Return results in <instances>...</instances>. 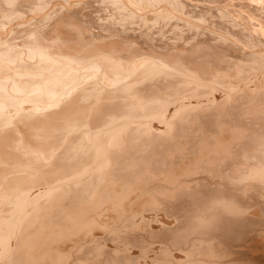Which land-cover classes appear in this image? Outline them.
<instances>
[{"label": "bare ground", "instance_id": "1", "mask_svg": "<svg viewBox=\"0 0 264 264\" xmlns=\"http://www.w3.org/2000/svg\"><path fill=\"white\" fill-rule=\"evenodd\" d=\"M48 1L0 0V13L5 22L14 21L23 17L24 5L42 10ZM164 1L109 3L120 14L118 19L153 25L155 30L157 24L151 20L171 15L166 7L171 1L173 10L186 8L187 18L175 16L178 21L194 26L193 31L203 37L188 33L193 40L186 43L183 39L184 44L176 43L174 37L178 45L165 48L162 45L167 39L162 45L157 43L160 32L153 38L157 33L149 34L152 27L142 29L139 24V30L135 24L132 29L130 22L127 25L121 19L117 34L124 36L127 44L135 38L141 46L131 42L136 48L124 52L129 47L123 45L124 38L123 47L116 39L106 42L109 35L100 36L107 38L102 43L96 29V36L86 35L91 26L88 23L86 34L71 35L80 38L76 45L70 44L76 42L69 40L70 35L61 37L55 28L56 35L47 30L50 38H46V31L31 29L21 42L16 40V28L10 27L9 36L6 29L5 36L0 31V264L68 262L86 236L94 244L82 245L86 253L94 247L96 257L86 256L84 264H263L254 253L257 245L251 242L264 236V36L245 20L237 19L235 9L214 6L205 11L199 5L201 15L192 10L194 17L189 9L194 5L188 0H168L165 6H158ZM74 2L77 9L90 3L83 1L81 6ZM246 3L247 10L264 20L262 3ZM145 6L154 7L151 16L142 13ZM83 11V15L88 14ZM108 13L107 17L115 12ZM47 15L51 16L49 11ZM39 16L43 23L45 17ZM69 17L75 21L73 15ZM55 18L47 19L48 23ZM23 20H17V25L25 23ZM256 23L264 31L263 23ZM33 26L37 28V24ZM161 28L163 36L165 27ZM186 28L184 32L193 27ZM75 29L69 32L73 34ZM250 70L261 71L241 77ZM31 178L38 182L31 185ZM158 204L172 211L175 218L150 224L145 211L158 210ZM255 204L257 212L252 208ZM103 215L109 219H102ZM138 223L148 226L143 234V228H138L140 234L133 232L134 227H140ZM106 226L115 230L109 227L116 239L111 237L116 241L114 248L100 240L99 230ZM127 229L129 232L122 231V235L120 230ZM120 236L137 250L134 247L131 252L124 246L126 253H119ZM154 238L161 244H154ZM148 249L156 250L140 262L138 256H145ZM79 258L71 262L82 263L84 257Z\"/></svg>", "mask_w": 264, "mask_h": 264}, {"label": "rangeland", "instance_id": "2", "mask_svg": "<svg viewBox=\"0 0 264 264\" xmlns=\"http://www.w3.org/2000/svg\"><path fill=\"white\" fill-rule=\"evenodd\" d=\"M59 1H60V0H57V1H56V0L54 1V0H53V1H52L53 4H52V3H51V0H49L48 2H46V4L48 5V4L51 3L52 7H51V5H48V6H47V5H43L42 10H40L41 7H37V8H36L35 5H34V7H33V10H32V6H31V7H28V6H27V7L25 8V5H24V6H23L24 9H23V11H22L23 14H24L23 17L18 18V19L16 18V20H15V18L13 17V15H15V14H13V15L10 16L11 18H9V19H12V20H13V18H14V21L7 20V21L5 22L6 19H4L5 17L3 16V13H0V15L3 16V17L0 16V20H1L0 23H1L2 21H4V23L2 22L3 24L1 23V26H2V28H0L1 33H2L4 36H5V34H6L7 36H9L10 27H12V28H11L12 30L16 28L15 30L18 31V32L15 31V37L18 38V39H16V40H18L19 42H21V41L23 40V39H21V38H24V37H25V34H29L28 31L31 30V29H34L35 31H40V32L46 31L47 33L44 32L45 35L47 36L46 38H48V37L50 38L51 35H50V36L47 35V34H50L49 32H51L52 35H53V32H54V34L56 35V34H57L56 31H58V33H59V31H60L62 35H61V34H58V35H60L61 37H64V34H65V35L67 36L66 38L71 37V38H69V40H70V39H74V40H72V41H76V42H71L70 44H71V45H76V44H79V43L81 42V40H80L79 43L77 42V41L80 39V38L78 39V37L80 36L79 33H80V34L83 33V35L86 34V33H84V32L87 30V28H88V26H89L88 24H90V25H91V26L89 27L90 29L88 28L89 30H87V31H89V33L86 31V32H87V34H86L87 36H89V34H91V35L93 34V35H95V36H96L97 34H99V38H101L100 36H102V35H104V36L106 35L105 37H107V36L109 35L108 37H110V40L107 39V38H105V37H103V38H101L103 41L100 40V42L103 43V42L106 41V39H107L106 42H111V41L113 42V40L116 39L115 41H117V44L120 45L121 47H123L122 44H123L124 42H123L122 38H124V40H125L126 38H125L124 36H122V35L117 34V32H116V31H117V27H118V28H121V27H120V23H119V21H120L122 18L120 17V18L118 19V14H119V13L116 14V11H115V9H114V6H113L111 3H109L110 0H107V1L105 0L107 4L105 3V1H104V2L102 1V2H101L102 4L104 3L105 5H108V6H107L108 8H107L106 6H104V5L102 6V7L104 8V11H103V8L99 6L101 3H99L98 0H95L96 3L93 2L94 0H93V1L91 0V1H92V4H91V1H90V0H82V3H81L80 0H73V1H78V2H80V3H79L80 5H81V4L83 5V3L87 2V1H88V3L90 2L89 4L87 3L88 6H87L86 4H84L85 6L83 5L85 8H84V7H79L81 10L84 8V9H85V13H84V14H87V13H88L87 15H83L82 12H84V11H83L84 9L82 10V12L80 11V9H77L79 5H76V4H75L76 2H74V5H73V1H72V0H65V1H67L68 3L65 2V1H62V0H61L62 2H61V1L59 2ZM83 1H85V2H83ZM97 1H98V2H97ZM100 1H101V0H100ZM162 1H164V0H162ZM166 1H168V0H166ZM166 1H164V2H160L161 5L158 4V6H165V5H163V3L165 4ZM169 1H170V0H169ZM169 1H168V2H169ZM186 1H187V0H185V2H186ZM200 1H201V3L203 2V0H200ZM200 1H199V0H194V1L192 2V0H188L187 3H189V4H193L195 7H194L193 5H189V7H190V6H193V7H191V8L187 7V8L191 9V11H192V10H195L196 13H197V15H201V14H198V9H199L198 7H199V5H200V6H203V7H201V8L204 9L205 11L207 10V8H209V9H213L214 6H216V7H218V8L228 9V10H230V9H231V10H232V9H235V10H236V14H234V16L238 15V17H236L237 19H243V20H245L246 22H248V23L251 25V27H252L255 31H260V33H259V32H258V33L261 34L262 36H264V31L261 30V28H259V25L256 23V22H260V23H263V25H264V20H263L262 18H261V19H260V18L257 19V18L255 17V16H257V15H254V12H251V11L247 10V8H245L246 6L243 5V4L246 3L247 1H248L247 3H249V5L251 4V2H254V4H255V5L257 4V6H258V5H261V3H262V5H264V0H263V1H262V0H255L256 3H255L254 0H246V1H245V0H211V1H210V0H204V2H203L202 4H201V3L198 4V2H200ZM249 1H250V2H249ZM258 1H259V2H258ZM58 2H59V4H60L61 6L58 4ZM63 2H64V5H65V6L63 5ZM69 2H71V4H69ZM205 2H206V3H205ZM207 2H208V3H207ZM93 3H94V4H93ZM98 3H99V4H98ZM108 3H109V4H108ZM247 3H246V4H247ZM259 3H260V4H259ZM54 4H55V5L57 4L58 9L55 10V7H56V6H55ZM90 4H91V5H90ZM102 4H101V5H102ZM110 4H111L112 6H111ZM128 4H130L129 7L135 9V8L133 7V5H131V3H128ZM169 4H170V5L172 4L171 1H170V3H168V4L166 3V7L169 6L170 11H172V12L174 13V15H173V13H172V14L170 13L171 15H173V18L171 17V15H169L168 17H169V19L172 20L173 23H171V21H170L169 19H167L168 17H166L165 15H163V17H162L161 15H159L158 17H160V18L157 19V20L160 19V20H159V23L163 22L162 19H161V18H163V20L167 23V25H166V23L163 22V23L161 24V26H160V25L158 24V21L155 20V19L153 18L154 20H151V21H153L154 23L156 22L155 24H154V23H153V24H154V25L157 24V25L155 26V27H156L155 30H156V29H157V30H156V31L153 30V29H154V26H153L152 24H151L152 26L149 25V27H152L151 30L147 29V31L149 30V34L151 33V35H153V34L156 32L157 34H154V35H153V38H154L155 36H156V38H157V37L159 36V35H158L159 32H160V36H161V30H163V28H161V27H163V26L165 27V28H164V30H165V31H164V35H165V36H164V35L161 36V37L159 36L160 38L158 37V39H160V40H157V39L155 38V39L157 40V43H160V44L162 45V44H163L162 41H166V39H167V41L164 42V43H165V44H169V45H165V44H163L162 46H164L165 48H166V46H169V47L174 48V47H173L174 44H176V43H178V42H179L178 44H181V43L184 44V42H185L184 40H186V43H187V42L189 43V41H192L193 38H191V35H194V34H195V36H192V37H196V38H197V37L199 38V36L203 37V35H201V33H199V36H198L197 31H196V30L193 31V29H195L194 26L189 25V26H190V27H189V26L186 24V22H181V20H179V21H180V22H179V21H178V18L175 17V16H178V17L180 18L181 16H182V17L184 16L185 18H187V17H186V13H185V12H186V10H185L186 8L184 9L185 12H184V10H181V11H183V14H184V15H183V14L181 13V11L178 10V11L180 12V13H178V11H176L175 9H174V10L171 9L173 4L171 5V7H170ZM196 4H197V6H196ZM239 4H240V5H239ZM254 4L252 3L250 6H252V5H254ZM58 5L60 6V10L62 9V7H64V9L61 10L62 13H61V11L59 10V6H58ZM72 5H73V6H72ZM75 5H76V6H75ZM82 5H81V6H82ZM89 5H90V6H89ZM92 5H94V6H92ZM96 5H97V6H96ZM255 5H254V6H255ZM46 6H47V7H46ZM54 6H55V7H54ZM66 6L68 7V9H67ZM98 6H99V7H98ZM154 6L156 7L157 5H154ZM158 6H157V7H158ZM243 6H244V7H243ZM53 7H54V8H53ZM72 7H73V8H72ZM74 7H75L76 10H74ZM88 7H89V10H88ZM90 7L92 8V9H91L92 13H91V11H90ZM93 7H97V8H94V9H93ZM109 7H110V8H109ZM150 7H151V6H150ZM150 7H149V8H150ZM28 8H31V9L28 10ZM45 8H46V9L48 8V9L46 10ZM52 8H53L54 11L52 10ZM65 8H66L67 10H65ZM71 8H72V9H71ZM98 8H100V9H98ZM105 8H106V9H105ZM112 8H113V9H112ZM145 8L147 9L146 11H144ZM145 8H144V10L142 11V13L144 12L143 14H145V13L147 12L146 15H148V16L150 15V16H151V15H152V13H151L152 10H151V9H154V7L150 8L151 11L149 10L148 7L145 6ZM194 8H195V9H194ZM196 8H197V9H196ZM36 9H37V10H36ZM38 9H39V10H38ZM43 9H44V10H43ZM50 9H51V10H50ZM25 10H26V11H25ZM30 10H31V11H30ZM45 10H46L47 13L45 12ZM57 10L60 11V14H58V15L56 14V13H58ZM64 10H65V11H64ZM68 10H69V11L72 10L73 12H72V11H71V12H72L73 14L70 15L71 12L68 14V12H69ZM93 10H94V11H93ZM95 10H96V11H95ZM98 10H100V11L102 10V11H101L102 13L104 12V14H103L104 17L102 16V13H100V15L98 14V13L100 12V11H98ZM106 10H108V11H110V12L113 10L111 13H113V12H115V13H114V15H113V14L111 15V13H108V11H106ZM28 11H29V12H28ZM32 11H33V12H32ZM38 11H39V12H38ZM48 11H49V14H50L52 17L49 15L50 17L47 18V16H48V15H47V14H48ZM51 11H53V13H52ZM55 11H56V13H55V15H54V12H55ZM77 11H79L83 16H82L81 14H78ZM195 11H194V12H195ZM0 12H2L1 7H0ZM25 12H27V13L25 14ZM34 12H35V13H34ZM40 12H41V13H40ZM42 12H43V13H42ZM50 12H51L52 14H51ZM64 12H65V13H64ZM86 12H87V13H86ZM94 12H95V14H96L95 17L97 16L96 19H95V17L93 16V15H94ZM97 12H98V13H97ZM29 13H31V14L29 15ZM39 13H40V14H39ZM44 13H45V14H44ZM63 13L66 15V16H65L66 18L63 16ZM66 13H67V14H66ZM74 13H76V15H74ZM105 13H106V15H107V13H108V16H109V14H110L111 16H113V18H112L111 16H109V17H111V18L107 17V16L105 15ZM148 13H150V14H148ZM191 13H192V15L194 16L193 11H192ZM43 14H44L45 16H42ZM77 14H78V15H77ZM35 15H36L37 17H36ZM38 15H40L39 17H45V18H43V19H44L43 23L45 22V24L48 23L47 19L51 18V20H53V18L56 17V18L54 19V21L56 20V21H55V24H54V21L52 22V21L50 20L51 22L49 21V23L46 25V26H48V25L51 23L53 26L55 25L56 27H52V25H50L52 28H51V27H50V28H49V27H46V26L43 25V23L41 22L42 19H41V18H40V19L38 18ZM53 15H54V16H53ZM59 15H62L61 18H60ZM69 15H70V17H72V15H73L75 21L72 19L73 17L71 18V19H72L71 21L68 20L67 17H69ZM179 15H181V16H179ZM75 16H78V17H75ZM87 16H89L90 18L88 17V18L86 19L85 17H87ZM91 16H92V17H91ZM98 16H100L101 19H100ZM105 16H106L107 19L109 18L110 20H112L113 23H112V24L109 23L110 20H109V21H108V20H106V21L104 20V21H103V19H106ZM115 16H117V18H115L116 20H113ZM119 16H120V14H119ZM24 17H25V18H24ZM27 17H28V18H27ZM32 17H34V18H32ZM62 17L64 18V20H62ZM70 17H69V18H70ZM165 17H166V18H165ZM170 17H171V18H170ZM194 17H195V16H194ZM29 18H30V19H29ZM58 18H60L59 21H57ZM76 18H78V19L80 18L81 20H79V21H82V24H83L84 26L86 25V23H88L87 26H85L86 29L83 28V29H85V30L82 29L81 26H83V25H81V24H80L81 22L79 23L78 19L76 20ZM155 18H156V17H155ZM174 18L177 19V21H176ZM3 19H4V20H3ZM21 19H22V20L24 19L22 22H25V23H22V24H21L22 26H21V25H17V22H18L17 20H19V22H21ZM28 19H29V21L31 20L30 23H29ZM33 19H35V20H33ZM37 19H38V20H37ZM65 19H67L68 21L65 20ZM83 19H84V20H83ZM94 19H95V20H94ZM98 19H99V20H98ZM165 19H167V20H165ZM256 19H257V21H256ZM32 20H33L35 23H34ZM86 20L89 21L90 23L87 22ZM97 20H98V22H97ZM101 20H102L103 22H102ZM117 20H118V21H117ZM122 20H123V19H122ZM122 20H121V22H124L125 24H126L125 21H127V25H128V22H130L129 26L132 27V29H134V28L136 27V25H138L136 28H139L140 25L143 26V27H141L142 29L148 27V26H144V24L142 25L141 23H139V22H137V21H135V23H134V22L132 23V22H131L132 20H129V21H128L127 19H126L125 21H124V20L122 21ZM168 20H169V22H168ZM8 21H9V22H8ZM36 21H37V22L39 21V22H38L39 24H38ZM61 21H62L63 23L67 21V23H66V24H63ZM69 21H70L71 23H68ZM91 21H92L93 23H92ZM94 21H95L96 24H97L96 26H94V25H95V24H94V23H95ZM99 21H100V22H99ZM107 21H108V22H107ZM114 21H116V22L118 23L119 26H118ZM133 21H134V20H133ZM11 22H13V24L15 23V25H13ZM31 22H33V23L31 24ZM56 22H58V23H56ZM59 22H61V23H59ZM105 22H106L107 24H106ZM40 23H41L42 25H41ZM73 23H75L76 26L79 25V27L77 26V27H76L77 29L72 28V26H73L72 24H73ZM78 23H79V24H78ZM98 23H99V24H98ZM104 23L106 24L107 27L105 26ZM108 23H109L110 25H108ZM150 23H151V22H150ZM168 23H169V24H168ZM174 23H175L176 26H178V25H179V26L176 27V26L174 25ZM179 23H180V24H179ZM181 23H182V24L184 23V24H183L184 28H183V26L181 25ZM205 23H206V25H205V27H206V26H207V22L205 21ZM4 24H7V25L10 24V26L7 27V26L4 25ZM25 24H27L28 26L31 27V28L29 27V29H28V26L26 25V26H27L26 29H28L27 31H25L26 29H25V27H23V26H25ZM29 24H30V25H29ZM33 24H35V25L37 24V26H35V27H37V28H32V27H34ZM58 24H59V25H58ZM60 24H61V26H63L65 29L62 28V27L60 26ZM62 24H63V25H62ZM67 24H68V25L70 24V25H69L70 28L67 27L68 29H66V27H65V26H67ZM122 24H123V23H121V25H122ZM131 24H132V26H131ZM135 24H136V25H135ZM139 24H140V25H139ZM147 24H149V23H147ZM164 24H165V25H164ZM170 24H171V25H170ZM172 24H173V25H172ZM11 25H12V26H11ZM39 25H40V26H39ZM57 25H58V26H57ZM100 25H101V27H100ZM116 25H117V26H116ZM133 25H135V26H133ZM162 25H163V26H162ZM180 25H181V26H180ZM14 26H18V27H14ZM41 26H42V27H41ZM44 26H45V29L47 28L46 30H43V27H44ZM59 26H60V28H62L61 30H59V29H60ZM74 26H75V25H74ZM92 26H93V27H92ZM111 26H112L113 28H112ZM115 26H116V27H115ZM174 26H175V27H174ZM200 26H201V25H200ZM3 27H4V28H3ZM5 27H6V28H5ZM21 27H22L23 29H22ZM40 27H41L42 29H41ZM80 27H81V28H80ZM91 27H92V28H91ZM95 27H96V28H95ZM98 27H99V28H98ZM108 27H109V28H108ZM110 27H111V28H110ZM149 27H148V28H149ZM159 27H160V28H159ZM167 27H168V29H166ZM169 27H170V28H169ZM181 27H182V29H181ZM186 27H188V28L193 27V28L188 29L189 32H188V30H187V31L185 30V32H184L183 29H187ZM201 27H203V26H201ZM208 27H209V25H208ZM7 28H8V29H7ZM18 28L21 29V31L18 30ZM39 28H40V30H38ZM54 28H55L56 31H55V30L52 31ZM57 28H58V29H57ZM78 28H79L80 30H79ZM97 28H98V29H97ZM106 28H108V29H106ZM2 29H4V30H2ZM5 29H6V33H5ZM50 29H51V31L48 32L47 30H50ZM63 29H64V30H63ZM70 29H71V30H74V29H75V31H73V34L70 33V32H72ZM81 29H82V30H81ZM95 29H96L97 31H96ZM102 29H103L104 31H103ZM109 29H114L115 31H114V30H112V31L110 30V31H109ZM177 29H181V31H179V30H177ZM201 29L204 31L203 28H201ZM62 30H63L64 32H63ZM65 30H67V31H65ZM69 30H70V32H69ZM93 30H94V31H93ZM99 30H100V31H99ZM101 30H102V31H101ZM139 30H141V29L139 28ZM139 30L136 29L135 31L138 32ZM152 30H153L154 32H153ZM182 30H183L184 33L182 32ZM190 30L193 31L194 33H193V32H190ZM8 31H9V32H8ZM76 31H78V32L76 33ZM80 31H81V32H80ZM90 31H92V32H90ZM95 31H96V32H95ZM98 31H99V33H98ZM105 31H106V32H105ZM107 31L109 32L108 34H106ZM113 31H114V32H113ZM150 31H152L153 33L150 32ZM157 31H158V32H157ZM166 31H168V33L170 32L171 34H170V33L168 34ZM178 31H179V32H178ZM7 32H8V33H7ZM19 32L22 33V34H20V36H19V34H18ZM24 32H25V33H24ZM55 32H56V33H55ZM66 32H67V33H66ZM94 32L97 33V34H95ZM101 32H104L105 34H104V33H101ZM110 32H111L112 36L110 35ZM165 32H166V34H165ZM195 32H196V33H195ZM4 33H5V34H4ZM44 33H43V34H44ZM69 33H70V34H69ZM74 33H75V34H74ZM188 33L191 34V35H189ZM77 34H78V37H77L78 40L75 39L76 36H77ZM100 34H101V35H100ZM116 34H117V35H116ZM162 34H163V32H162ZM167 34H168L169 36H167ZM179 34H180V35H179ZM182 34H183L184 37H186V38H187V37H190V40H189V38H188V41H187L186 38H184V37L181 36ZM185 34H186V36H185ZM187 34H188V35H187ZM3 35H2V36H3ZM22 35H23V36H22ZM55 35H54V36H55ZM69 35H70V36H69ZM71 35H73V37H75V38H72ZM74 35H75V36H74ZM113 35H116L117 38H115V36L113 37ZM118 35H119V37L121 36L120 39H118ZM157 35H158V36H157ZM170 35H171V36H170ZM172 35H175V36H172ZM21 36H22V37H21ZM68 36H69V37H68ZM19 37H20V38H19ZM52 37H53V36H52ZM164 37H167V38H164ZM168 37H169V38L171 37V38L169 39ZM174 37L176 38V41H177V42H176L175 40H173V39H175ZM53 38H54V37H53ZM113 38H114V39H113ZM104 39H105V40H104ZM111 39H112V40H111ZM117 39H118V40H121V41L118 42ZM129 39H130V38H129ZM162 39H164V40H162ZM183 39H184V40H183ZM108 40H109V41H108ZM132 40H133V38H132ZM134 40H135V41H134ZM134 40H133V41L130 40V42H128V44H130V45H128V44H127V41L125 40V41H126V42H125L126 44H123V45H127V47L129 46L130 48L128 47V48H129V49H128V48H126V47L124 46L125 49H126V50L123 49V51L125 50L124 52H127V50H130V51H131V50L133 49V47L136 48V46H137V47H141L140 45H139V46L137 45V44H139V42H138V43L136 42V41H138V40H136L135 38H134ZM169 40H170V43L172 42L171 45H170V43H168ZM173 41H174V42H173ZM183 41H184V42H183ZM122 42H123V43H122ZM131 42H133V43L136 42V43H134V44H136V46H134V44H133V45H132L133 47H132V46H131V44H132ZM155 42H156V41H155ZM175 42H176V43H175ZM186 43H185V44H186ZM53 44H54V43H53ZM55 44H57V43L55 42ZM172 44H173V45H172ZM178 44H176V45H178ZM169 47H168V48H169ZM170 49H171V48H170ZM260 71H261V70H250V71H248V72L243 73V74L241 75V77H242V78H245L246 76H250V75H253V74L256 75V74H258V72H260ZM29 181L31 182V185H34V184H36V183L38 182V180H37V179H34V178L29 179ZM37 187H38V186H37ZM262 197H263V198H262V199H263L262 202L264 203V193H263ZM161 206H163V204H158V207H159L158 210H157V208H156V210H154L155 212L158 211V212H156V213H155L154 211H152V210H151V211L149 210L150 212H147L148 210L145 211V214H147L146 216H148V219H149L150 224L156 223L159 219L162 220V219L165 218V220H166V218H167V220H168V219L171 220V219H174V218H175L174 216L171 215V214H172V211H168V210H166L164 207H161ZM253 206H254V205H253ZM253 206H252L253 211L256 210L255 212H257V211L259 210V209H258L259 206H258L257 204H255V206H254L255 208H254ZM256 206H257V208H256ZM160 208H162V209L164 208L166 211H165L164 209L161 210ZM159 209L161 210V212H160ZM162 211H163V212H162ZM167 211H168V214H167V213L164 214V212H167ZM159 212H160V213H159ZM170 212H171V213H170ZM169 213H170V214H169ZM150 214H151V215H150ZM160 214H161V216H160ZM156 215H157V218H158V219L155 217ZM167 215H168V216L170 215V216L167 217ZM108 216H109V215H107V216H106V215H103V216H101V218L103 217V218H105V219H109ZM153 216H154V217H153ZM171 216L174 217V218H172ZM106 217H107V218H106ZM152 217H153V218H152ZM162 217H163V218H162ZM103 218H102V219H103ZM154 218H156L155 221L153 220ZM150 219H152L153 221L150 220ZM151 221H152V223H151ZM138 224H139V223H138ZM138 224H137V225H138ZM139 225H140V227H139V226H138V227H134V229H133V232H135L134 230H137V231L135 232V234H136V233H137V234H140L141 232H142V234H143V233H144L143 231H146L145 228H146L147 224L143 223L144 228H143V226H142L141 224H139ZM109 227H110V229H111L112 231H115L114 228L111 227V226H106V228H105V227L101 228V229L99 230V235L102 236L101 238H102L103 240H102L101 238H100V240H101L102 243L105 242L106 244H113V248H114V247H116V246H115L116 241L111 240V237L113 236V232H111V230L109 229ZM147 227H148V226H147ZM104 228L106 229V232H104V231H105ZM135 228H136V229H135ZM138 228H139V230L143 228L142 230H140V233H138V231H139ZM103 229H104V231H103ZM107 229H108V233H107ZM101 231H102V233H101ZM116 231H117V229H116ZM122 231L124 232V234H125L126 232H129L128 229H127V230H120V232H122ZM123 232L121 233L122 235H124ZM106 233H107V234H106ZM102 234H103V235H102ZM104 234H106V235H108V236H105ZM110 235H111V236H110ZM122 235H121V236H122ZM114 236H115V235H114ZM114 236H113L112 238L115 239ZM121 236H120V237H121ZM104 237H106V238H104ZM120 237H119V239H120ZM86 238H87V239H86ZM86 238H84V240H85V239L87 240V243H89L88 245H85V244H84V243H86V240H85L84 242L81 243V245L79 244V247H78V245L75 246L76 248H74V250H73L74 252H76V253L73 252V253H74L73 257H75L77 253H80L79 256H76L77 258H79V257H84V258H83L84 260L82 261V263H81V261H80V260H82V258H79V259H80L79 261L76 260L77 262H79V263H81V264H84L83 262H85V260H86V258H87L86 256L89 257L90 255H92V256L90 257V258H92V259H94V257H96V256L94 255V254H95V250L93 249L94 247H93L92 250L90 251V252L93 251V254H90V252H87V253H86V251H85V249H84V248H86V247H83V245L88 247L89 245H90V246H93L92 244H94L92 240H91V241L89 240V237H88V236H86ZM107 238H108V241L106 240ZM119 239H118V237H117V241H119ZM121 239H122V240H121ZM121 239H120V241L117 243V245L120 244L119 246L121 247V248L118 247V248H119V249H118L119 251H118V250H117V251H118L119 253H123V252H125L126 250L129 251L130 249H132V250H130L131 252L134 251L135 249L137 250L138 247H136V246H134V245L132 246V244H131L130 242H128V244H127V243L124 241V239H123L122 237H121ZM88 240H89L90 242H88ZM100 240H99V241H100ZM115 240H116V239H115ZM152 240L154 241V244H157V245H158V244H161V242L159 241V239H155V238H154V239H152ZM157 240H158V242H157ZM110 241H113V242H110ZM121 241H122V242H121ZM123 241H124L125 243H123ZM120 242H121V243H120ZM155 242H156V243H155ZM159 242H160V243H159ZM69 243H70V241H69ZM87 243H86V244H87ZM90 243H91V244H90ZM102 243H101V244H102ZM122 243H123L124 245H123ZM251 243H254L255 245H257V248L255 249L254 253H257V254H258L259 258L262 260V263L264 264V236L260 237V240H258L257 242H251ZM82 244H83V245H82ZM126 244H127V245H126ZM130 244H131V245H130ZM152 245H153V243H152ZM162 245H164L163 242H162ZM80 246H81L82 251H84V252H81ZM90 246H89V247H90ZM124 246L127 247V248H125L126 250L124 249ZM77 247H78L79 249H78ZM122 247H123V248H122ZM128 247H129V248H128ZM134 247H135V249H134ZM149 248H150V247H149ZM75 249H76L77 251H76ZM83 249H84V250H83ZM120 249H121V250H120ZM122 249H123V251H122ZM154 250H156V249H154ZM154 250H153V251H152V250L150 251V249H148V250L146 251V253H145V256H144L143 254H140L141 256L139 255V256H138L139 259H138V258H137V259H138L140 262H143V260H145L147 256H148L147 258H149V256H151V255L153 254ZM78 251H79V252H78ZM117 251H116V252H117ZM128 251H127V253H129ZM148 251H149V252H148ZM118 252H117V253H118ZM150 252H151V253H150ZM83 253H84V254H83ZM85 253H86L87 255H85ZM88 253H89V254H88ZM125 253H126V252H125ZM147 253H149V254H147ZM82 254H83L84 256H83ZM146 254H147V255H146ZM80 255H81V256H80ZM93 255H94V256H93ZM102 255L104 256V254H102ZM142 255H143L144 257H143ZM73 257H72V258L70 257V258H71L72 260L75 261V259H77V258H73ZM85 257H86V258H85ZM98 257H100V256H98ZM70 258H69V259H70ZM140 258H142V260H141ZM48 259H49V258H48ZM69 259H68V260H69ZM72 260H71V261H72ZM96 260H97V258H96ZM65 261H67V260H65ZM65 261H61V262L59 261V262H57V263H51V264H58V263H60V264H63V263L66 264V263H68V262H69L68 264H74V263H72L71 261H68V262H65ZM70 262H71V263H70ZM77 262H76V264H77ZM94 262H95V261H94ZM94 262H93L92 264H94ZM0 263H1V261H0ZM95 264H96V262H95Z\"/></svg>", "mask_w": 264, "mask_h": 264}]
</instances>
